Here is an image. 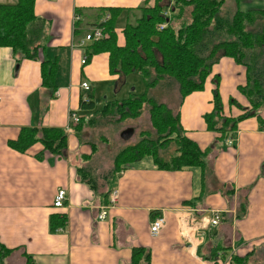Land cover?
<instances>
[{
	"label": "crops",
	"instance_id": "crops-1",
	"mask_svg": "<svg viewBox=\"0 0 264 264\" xmlns=\"http://www.w3.org/2000/svg\"><path fill=\"white\" fill-rule=\"evenodd\" d=\"M146 1L36 0V14L47 21L39 59L21 58L11 47H0V243L14 248L0 264H26L27 254L37 264H131L135 247L150 253L151 264H230L234 254L248 255V264H264V107L259 110L261 119L245 118L227 134L208 129L205 118L214 109L217 74L224 115L237 118L251 106L239 89L247 83L245 66L222 57L205 88L187 95L178 109L184 134L206 151L204 168L162 170L147 155L106 180L118 151L107 161L104 157L105 165L92 167L108 149V141L97 140L96 125L84 124L82 130L71 126L72 112L86 118L94 114L81 108L83 81L91 84L95 102L98 95L106 97L105 103L121 99L125 92L126 83L117 85L119 74L110 72L108 53L82 62L92 43L81 45L87 30L109 15L99 8L124 9L116 22L122 45L126 24L119 25L120 16L124 13L127 22L128 10ZM238 9H264V0H225L221 12ZM47 55L58 62L56 89L43 85L41 61ZM34 126L66 128L65 155L45 150L40 142L26 151L10 146L21 128ZM77 166L90 173L96 189L80 179ZM60 188L67 190L68 200L56 207ZM113 188L119 190V201L105 220H99L98 212ZM214 210L221 212L217 226L209 222ZM53 214L65 217L55 231L50 225ZM155 214H164L167 223L152 236ZM199 234L204 235L202 242Z\"/></svg>",
	"mask_w": 264,
	"mask_h": 264
},
{
	"label": "trees",
	"instance_id": "trees-1",
	"mask_svg": "<svg viewBox=\"0 0 264 264\" xmlns=\"http://www.w3.org/2000/svg\"><path fill=\"white\" fill-rule=\"evenodd\" d=\"M172 1L154 0L150 4L147 0L141 6L130 8L123 28L122 45L118 43L116 22L124 9L115 6L99 8L101 12L109 13V17L98 24L103 27L105 37L86 47V63L94 54L106 52L111 74L120 76L117 85H123L127 75L137 72L142 75L147 89L141 93L130 92L125 98L106 100L102 108L95 110L92 86L90 90L81 87L84 90L81 108L94 110V114L92 118L80 116L77 123L71 121V126L75 130L80 127L82 130L84 124L97 126L98 117H108L110 122L137 119L148 104L151 125L157 136L153 138L149 131H141L140 140L116 154L113 171L105 176L106 180L124 169V164L127 166L147 155H151L162 170L205 167L206 151L184 134L180 111L174 112L167 102L158 100L153 92L157 91L158 86L171 91L172 85L176 84L182 103L190 93L205 88L214 64L222 57H232L245 66L247 83L239 89L248 98L251 107L244 108L245 112L237 118L224 115L219 90L221 77L217 74L214 78V109L205 115L208 129L227 134L237 129L239 122L245 118L257 116L261 119L259 110L264 107V9H238L233 14H222L225 0ZM35 5L36 0L0 4V47H11L21 58L37 60L42 41L47 35V21L36 14ZM169 9L171 15L167 13ZM164 23L166 25L161 28ZM75 33H81L80 29H75ZM41 71L43 85L56 89L57 60L45 56L41 61ZM85 94L90 101L83 100ZM37 142L42 143L45 150L63 156L67 150L68 131L63 127H23L18 138L10 140L9 144L17 150L26 151ZM172 142L176 145L174 152L163 155L162 149ZM77 172L82 181L96 189L97 182L84 167L77 166ZM64 219L62 214H53L51 230L55 231L57 226L63 225ZM13 250L0 243V262ZM26 257V264H37L31 255L27 254ZM145 261L151 264L150 253L144 247H135L131 264ZM248 261V255L234 254L230 264H248Z\"/></svg>",
	"mask_w": 264,
	"mask_h": 264
},
{
	"label": "rangeland",
	"instance_id": "rangeland-1",
	"mask_svg": "<svg viewBox=\"0 0 264 264\" xmlns=\"http://www.w3.org/2000/svg\"><path fill=\"white\" fill-rule=\"evenodd\" d=\"M120 18L121 19L119 21V25L124 26L126 24V15L123 13L120 16ZM125 80H126L125 81L126 84L124 85V88H123V89H125V92L122 93V96H120V98L121 97L125 98L130 92L141 93V92L146 91V89H147L146 84L143 80V77L140 73L136 72L133 74H129L125 77ZM160 90H162V91H160ZM157 91H154L153 95L158 100H162V101L167 102L169 104V106L173 109L174 112H177L178 109H180L182 107L181 106L182 103L180 101L181 100L180 99V93L178 90V86L176 84L172 85L171 91L169 89H167V87L164 88V86L162 87V89L160 86H158ZM110 97L111 96H109V98ZM105 98L102 97L101 95H98L96 97V103H97L98 109H99V107L101 108L102 105L104 104ZM107 100H109V99H107ZM149 106L150 105H148V104L145 105L144 112H143L141 118H139V119L138 118L137 119H127V120H124L121 122H110L108 120V117H106L105 119H101L99 117L97 118L98 124L96 127H94L93 133L97 135L98 141H104V142L108 141L107 143L109 144V146H108V149H103L102 158H99L102 160L99 161V159H95L92 163L93 164L92 167H99V164H101V163L103 165H105L104 157L107 161L110 156L113 157L117 151L119 152L125 146L136 143L142 137L141 131H149L150 136H152L153 138L157 137L156 133H155V129L151 125L150 118L148 117ZM128 124L133 125L135 127V129L133 131L134 135L132 133L129 136V138H124L123 137L124 131L130 129V127H128L130 125H128ZM137 126H138V128H137ZM137 129H139V130H137ZM102 137H104L105 139H103ZM175 148H176V145L174 142H172L170 145L164 147L162 149L161 153L163 155L168 156L172 152H174ZM123 167H126V165L124 164ZM113 168H114V163H113V166L111 167V169H113ZM120 171H118V172H120Z\"/></svg>",
	"mask_w": 264,
	"mask_h": 264
},
{
	"label": "built area",
	"instance_id": "built-area-1",
	"mask_svg": "<svg viewBox=\"0 0 264 264\" xmlns=\"http://www.w3.org/2000/svg\"><path fill=\"white\" fill-rule=\"evenodd\" d=\"M109 17V15L106 17V19ZM80 17L79 15L75 16V19L78 20ZM105 19V20H106ZM166 24H162L160 27L163 28ZM105 37V32L103 30V27L101 26H94L91 29H89V31L86 33L85 37L83 38V40L81 41V45H84L86 42H93L96 40H101ZM83 64H86L87 62V56L85 55V57L82 59ZM81 87L84 88L85 90H90L91 89V85L88 81H83L81 83ZM0 100H1V96H0ZM83 100L85 101H90V98L87 94H85L83 96ZM79 115L75 112L71 113V119L72 122L77 123L79 121ZM68 200V194H67V190L64 188H60L55 196L54 199V206L56 207H61L64 206L65 203ZM119 201V190L117 188H113L110 193H109V199L107 203H104L97 215V218L99 220H105L108 215L110 210L116 206V204ZM210 221V225L211 226H217L220 221H221V212L218 210H214L213 213L211 214V217L209 219ZM167 223V219L166 216L164 214H160L158 216H156L151 224H150V232L152 236H157L161 233V231L163 230V228L165 227ZM63 228H60V232L63 231ZM199 240L202 242L204 240V235L203 234H199L198 236ZM231 260V257L229 258Z\"/></svg>",
	"mask_w": 264,
	"mask_h": 264
},
{
	"label": "water",
	"instance_id": "water-1",
	"mask_svg": "<svg viewBox=\"0 0 264 264\" xmlns=\"http://www.w3.org/2000/svg\"><path fill=\"white\" fill-rule=\"evenodd\" d=\"M133 131L134 130L132 128H130L128 130H125L124 133H123V137L124 138H129V136L133 133Z\"/></svg>",
	"mask_w": 264,
	"mask_h": 264
}]
</instances>
